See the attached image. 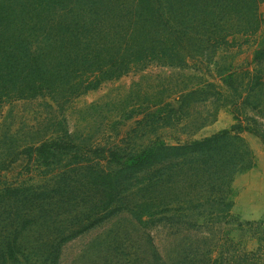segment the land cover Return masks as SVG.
Wrapping results in <instances>:
<instances>
[{
  "label": "rangeland",
  "instance_id": "1",
  "mask_svg": "<svg viewBox=\"0 0 264 264\" xmlns=\"http://www.w3.org/2000/svg\"><path fill=\"white\" fill-rule=\"evenodd\" d=\"M72 6L0 0V264H141L138 247L148 242L146 234L170 260L183 248L181 238L166 224H141L142 211L195 203L167 202L177 201L172 194L161 198L175 177L162 164L157 169L165 183L152 187L148 150L154 143L202 140L235 124L228 106L235 93L224 79L253 74L264 24L259 33H239L186 66L151 64L96 84L98 66L65 54L53 59L60 50L85 47L74 36L96 29L76 22ZM259 12L264 18V2ZM38 51L42 61L27 59ZM203 87L205 93L186 96ZM247 109L264 130V117ZM244 138L255 166L233 175L234 220L201 230L202 250L220 247L228 236L239 251L259 247L247 223H264V142L248 133ZM141 154L140 170L128 160ZM103 211L108 219L98 222Z\"/></svg>",
  "mask_w": 264,
  "mask_h": 264
},
{
  "label": "trees",
  "instance_id": "2",
  "mask_svg": "<svg viewBox=\"0 0 264 264\" xmlns=\"http://www.w3.org/2000/svg\"><path fill=\"white\" fill-rule=\"evenodd\" d=\"M63 1L74 5L70 14L76 22L92 25L96 29L74 36L77 40L80 38L85 47L76 52L63 53L60 50L53 59L65 54L79 64L98 66L96 84L102 79L120 78L151 64L186 66L189 59L204 55L209 50L215 51L239 33H259L264 24L259 12V4L264 0ZM76 7H79V15L73 14ZM245 18L249 19L247 25H242ZM42 57L38 51L29 54L27 59L40 62ZM253 65V74L249 73L248 77L229 74L224 79L227 87L235 93L228 101L235 120L230 129L182 145L154 143L149 148L148 163L155 170V175L148 179L152 187L157 188L165 183L163 171L157 167L167 163L165 169L169 167L175 179L167 181L171 186L163 190L161 198L166 202L172 194L177 201L168 198L167 202L184 204L191 201L195 206L188 208L177 203L179 209H174L166 204L159 211H142L141 224H148L149 227H156L157 224L170 226L175 235L181 238L183 248L165 261L153 244L151 235L146 234L148 242L138 247L139 262L150 258V264H264V223H247L259 243L256 251H239L234 239L229 236L226 237L228 241L220 247L214 246L205 251L199 246L201 241L197 236L207 227L234 220L233 175L243 174L255 166V155L244 134H251L264 142L262 124L257 118L249 117L247 109L250 106L264 117V43L256 51ZM245 86L247 88L241 89ZM204 90L203 87L186 96L202 94ZM144 158L142 154L137 155L130 158L128 163L135 164L136 169L141 170ZM191 182L195 184L188 191L187 186ZM193 190L195 194H192ZM176 192H180L181 197ZM103 213L98 222L108 219L106 211ZM228 243L230 246L226 247ZM215 252L218 255L214 258Z\"/></svg>",
  "mask_w": 264,
  "mask_h": 264
}]
</instances>
